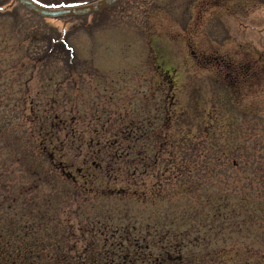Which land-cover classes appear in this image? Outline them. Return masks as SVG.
<instances>
[{
  "label": "trees",
  "instance_id": "1",
  "mask_svg": "<svg viewBox=\"0 0 264 264\" xmlns=\"http://www.w3.org/2000/svg\"><path fill=\"white\" fill-rule=\"evenodd\" d=\"M11 9L10 2L0 0V264H138L158 248L153 242L169 240L168 248L146 264H189L185 258L189 248L194 252L198 247H209L215 253L225 242H236L232 232L240 229L251 231V237L264 248V231H259L264 230V109L241 106L253 84L264 98V58L235 63L226 56L219 60L214 56L213 65L221 72L215 79L222 84L225 105L230 108L228 112H220L216 106L195 108V116L209 117V121L198 123L193 134L191 120L176 130L179 139H172L171 155L161 159L164 166L155 172L151 185L143 180L139 189L134 177L142 178L137 175L139 170L144 172L157 157L140 159L139 170L132 174V190L86 187L60 157L66 136L74 129L62 115L61 96L47 92L45 96L43 91L35 94L30 87L37 72L48 65L38 58V39H43L44 33L30 23L22 7ZM71 63L77 65L75 56ZM66 72L58 78L63 79L61 84L77 75L72 68ZM46 75L51 85L55 75L52 71ZM162 77L169 81L172 75L162 71ZM180 113L187 116V112ZM227 113L233 125L227 121ZM164 114L163 120L169 121L170 113ZM165 121L163 127L167 126ZM147 129L155 130L137 127L142 137L135 131V143L146 138L150 133ZM223 134L225 138L220 140ZM162 142L164 146L165 140ZM141 144V153L153 146ZM199 169H206L205 173ZM71 193L77 201L75 209L60 218L59 201ZM146 200L192 204L154 215L172 219L145 222L147 215L140 220L144 213L131 203ZM115 201L121 203L114 205ZM100 216L106 218L98 220ZM71 218L82 224L76 230L80 243L69 238L74 232ZM58 224L63 231L66 225L62 241L52 237ZM246 246L251 250L249 244ZM47 249L53 253L48 255Z\"/></svg>",
  "mask_w": 264,
  "mask_h": 264
},
{
  "label": "rangeland",
  "instance_id": "2",
  "mask_svg": "<svg viewBox=\"0 0 264 264\" xmlns=\"http://www.w3.org/2000/svg\"><path fill=\"white\" fill-rule=\"evenodd\" d=\"M4 1L10 2L16 10L18 6L22 7L16 0ZM39 1L73 6L89 0ZM27 12L30 23L44 33V38L38 39V58L48 63L45 70L37 72L30 82L31 90L35 94L43 91L45 96V92L61 96L62 115L74 129L66 136L65 149L60 157L68 162L77 181L86 187L132 190V174L136 175L139 170L140 159L157 157L150 161L144 172L139 170L137 175L142 178L134 177L139 189H142L143 180L147 186L151 185L155 172L164 166L161 159L171 153L172 139H179L176 130L183 128L186 120H191L190 133L193 134L198 123L209 121V117L195 116V108L216 106L220 112H228L227 107L230 108L225 105L222 84L215 79L221 77V72L213 65L214 56L218 60L226 56L235 63L264 58V0H119L90 15L47 18L45 21ZM38 24L44 27L41 29ZM74 56L78 61L75 66L71 63ZM70 68L77 75L61 84L63 79L58 81V78L65 70L66 74L69 73ZM165 70L172 75L169 81L163 80L162 71ZM47 71L55 75L51 85ZM250 88L241 106L256 105L264 109L262 93L254 84ZM71 108L75 114L72 122ZM165 111L170 113L169 121L163 120ZM181 111L187 112V116ZM225 116L233 125L229 113ZM164 121L167 123L165 127ZM138 126L155 129H147L146 133H150L142 141L153 144L146 153H141L142 142L135 143V131L141 136ZM224 138L223 134L220 140ZM162 139L165 140L164 146ZM152 161L157 164L153 165ZM205 170L199 169L201 173ZM68 196L59 201L60 218L75 209L77 201L72 199V193ZM110 202L113 201L98 204ZM119 203L115 201L114 205ZM131 204L144 213L140 220L147 215V222L154 218H168L154 215L164 211L172 213L192 201L158 200L150 203L146 200ZM170 217L168 219L174 218ZM105 218L100 216L98 220ZM71 220L74 232L69 238L80 243L76 230L82 224ZM61 225H56L57 231L52 236L57 241L66 238V225L64 231ZM146 225L143 229L147 228ZM240 230L232 232L236 242H225L224 247L215 253L210 252L209 247H198L193 249L194 252L189 248L191 251L183 250L187 252L185 258L189 259V264H264L261 242L251 237V231ZM169 242H153L158 248L152 249V255L144 256L138 264L152 261L157 253L160 255L162 249L168 248ZM246 244L252 247L251 250ZM73 251L70 250V254H74ZM170 251L173 250L170 248ZM47 253L53 251L47 249Z\"/></svg>",
  "mask_w": 264,
  "mask_h": 264
},
{
  "label": "water",
  "instance_id": "3",
  "mask_svg": "<svg viewBox=\"0 0 264 264\" xmlns=\"http://www.w3.org/2000/svg\"><path fill=\"white\" fill-rule=\"evenodd\" d=\"M28 11L42 17H60L76 16L92 13L104 8L117 0H97L88 4L66 6V7H48L41 5L34 0H17Z\"/></svg>",
  "mask_w": 264,
  "mask_h": 264
}]
</instances>
